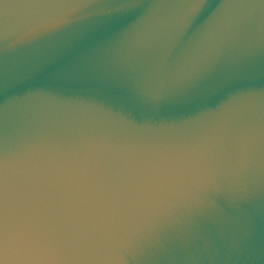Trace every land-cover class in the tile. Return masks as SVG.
I'll return each instance as SVG.
<instances>
[{
	"label": "water",
	"instance_id": "1",
	"mask_svg": "<svg viewBox=\"0 0 264 264\" xmlns=\"http://www.w3.org/2000/svg\"><path fill=\"white\" fill-rule=\"evenodd\" d=\"M0 264H264V0H0Z\"/></svg>",
	"mask_w": 264,
	"mask_h": 264
}]
</instances>
